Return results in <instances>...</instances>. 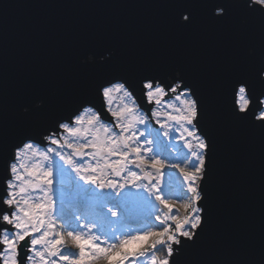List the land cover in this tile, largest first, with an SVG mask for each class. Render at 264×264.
I'll use <instances>...</instances> for the list:
<instances>
[{"label":"snow or ice","instance_id":"obj_1","mask_svg":"<svg viewBox=\"0 0 264 264\" xmlns=\"http://www.w3.org/2000/svg\"><path fill=\"white\" fill-rule=\"evenodd\" d=\"M208 19L222 37L211 51L126 57L83 44L69 72L17 95L11 120L0 107V264H182L201 246L218 136L246 129L264 153V0H214ZM177 174L179 203L166 194ZM138 221L152 226L117 228Z\"/></svg>","mask_w":264,"mask_h":264},{"label":"water","instance_id":"obj_2","mask_svg":"<svg viewBox=\"0 0 264 264\" xmlns=\"http://www.w3.org/2000/svg\"><path fill=\"white\" fill-rule=\"evenodd\" d=\"M213 2L0 0V107L7 108L11 120L17 95L69 72L71 53L83 44H117L126 57L211 51L222 39L221 30L208 19ZM186 11L197 18L193 27L181 26V13ZM215 164L218 189L212 223L201 246L188 250L182 264H260L264 153L259 135L243 128L219 135Z\"/></svg>","mask_w":264,"mask_h":264},{"label":"rangeland","instance_id":"obj_3","mask_svg":"<svg viewBox=\"0 0 264 264\" xmlns=\"http://www.w3.org/2000/svg\"><path fill=\"white\" fill-rule=\"evenodd\" d=\"M117 104H120V101L117 100ZM177 136V142H179V132L177 130L176 132ZM31 158L26 157V162H30ZM182 187V180L178 177V174L172 179V186L168 189H166V194L179 203V200L183 198V193L181 191ZM77 201H78V194L73 191L71 188H69V195L65 200V209L66 211L71 214L72 212L77 210ZM175 211V209H174ZM183 209H179V213L183 215ZM144 214L143 209H137L134 211L133 215H139L142 216ZM152 225L145 222H135L131 223L130 225L125 228L123 225H117L118 230L122 231H137V230H144L145 228L151 227ZM67 251H76L74 249H68ZM158 256H162L163 253H158ZM133 264H151V257L150 254L146 255L144 257H140L138 260H133Z\"/></svg>","mask_w":264,"mask_h":264}]
</instances>
